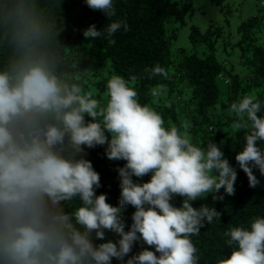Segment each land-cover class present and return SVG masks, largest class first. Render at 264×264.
I'll use <instances>...</instances> for the list:
<instances>
[{
  "label": "trees",
  "instance_id": "1",
  "mask_svg": "<svg viewBox=\"0 0 264 264\" xmlns=\"http://www.w3.org/2000/svg\"><path fill=\"white\" fill-rule=\"evenodd\" d=\"M192 10L0 0V264H264L260 18L233 73L213 24L171 52Z\"/></svg>",
  "mask_w": 264,
  "mask_h": 264
},
{
  "label": "rangeland",
  "instance_id": "2",
  "mask_svg": "<svg viewBox=\"0 0 264 264\" xmlns=\"http://www.w3.org/2000/svg\"><path fill=\"white\" fill-rule=\"evenodd\" d=\"M179 2H190L193 10L185 16V24L177 31V36L171 45V52L178 53L180 49L188 51L195 50L199 55H203L205 51V44L194 45L191 41V28L197 26L201 33H206L213 24L216 27L222 28V36L218 38L216 57L219 62L225 64L227 69L234 68L233 73L244 72L245 66L241 61V51L238 43L242 37L250 35V37L258 44L264 43V0H222L216 3L215 0H175ZM253 17H259L260 21L257 25H252V28L246 36L240 31L242 24H247ZM172 27L176 26L175 22L170 23ZM235 71V72H234ZM105 80L102 77L88 76L85 79V85L80 89L79 96L87 97L95 95L99 89L100 82ZM111 82V81H110ZM111 89H107L112 94L119 92V87L113 85ZM219 87L221 90V97L227 99L229 86L223 80H219ZM84 88V90H83ZM264 91V87H260L253 91L252 98H256L258 94ZM95 97V96H94ZM93 97V98H94ZM109 94H107V98ZM118 103L115 101V104ZM85 105V101L83 102ZM91 108H100L95 104V99L91 103ZM92 111V110H91ZM204 156L201 152L196 155V160ZM210 175V168L208 166L198 165Z\"/></svg>",
  "mask_w": 264,
  "mask_h": 264
}]
</instances>
